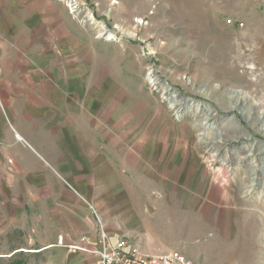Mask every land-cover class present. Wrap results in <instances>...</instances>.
I'll list each match as a JSON object with an SVG mask.
<instances>
[{
    "label": "crops",
    "instance_id": "obj_1",
    "mask_svg": "<svg viewBox=\"0 0 264 264\" xmlns=\"http://www.w3.org/2000/svg\"><path fill=\"white\" fill-rule=\"evenodd\" d=\"M76 1L72 14L66 0H0V256L97 264L57 245L99 246L92 209L113 242L181 249L228 190L145 87L135 45L104 40L86 19L98 0Z\"/></svg>",
    "mask_w": 264,
    "mask_h": 264
},
{
    "label": "rangeland",
    "instance_id": "obj_2",
    "mask_svg": "<svg viewBox=\"0 0 264 264\" xmlns=\"http://www.w3.org/2000/svg\"><path fill=\"white\" fill-rule=\"evenodd\" d=\"M92 12L104 40L135 45L145 87L196 133L228 190L213 225L171 250L192 264H264V0H98ZM76 263L85 260L67 250L0 256V264Z\"/></svg>",
    "mask_w": 264,
    "mask_h": 264
},
{
    "label": "built area",
    "instance_id": "obj_3",
    "mask_svg": "<svg viewBox=\"0 0 264 264\" xmlns=\"http://www.w3.org/2000/svg\"><path fill=\"white\" fill-rule=\"evenodd\" d=\"M68 2V9L70 13L77 14L81 12L80 3L76 0H66ZM88 15V14H87ZM90 24H98L94 21L92 14L86 18ZM228 25H232L231 19L226 21ZM109 40L115 36L108 34ZM92 209V208H91ZM94 218L98 228V243L99 246L88 249L83 246L85 238L82 237L79 243L65 245L62 237H58L57 245L65 246L70 251H80L89 253L96 259L97 264H192L184 254L170 250L165 253L155 255H145L137 247L131 246L126 238L118 239L113 242L110 240L104 231V225L101 222L99 215L92 209Z\"/></svg>",
    "mask_w": 264,
    "mask_h": 264
},
{
    "label": "bare ground",
    "instance_id": "obj_4",
    "mask_svg": "<svg viewBox=\"0 0 264 264\" xmlns=\"http://www.w3.org/2000/svg\"><path fill=\"white\" fill-rule=\"evenodd\" d=\"M261 53H264V50L261 52ZM162 88H163V86H162ZM167 91V90H166ZM175 100V99H174ZM196 109H198L199 107L197 106V107H195Z\"/></svg>",
    "mask_w": 264,
    "mask_h": 264
}]
</instances>
